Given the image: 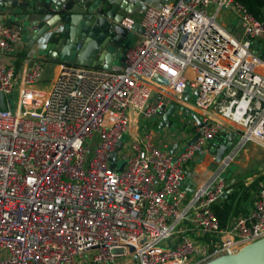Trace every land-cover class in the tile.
Here are the masks:
<instances>
[{"label":"built area","instance_id":"1","mask_svg":"<svg viewBox=\"0 0 264 264\" xmlns=\"http://www.w3.org/2000/svg\"><path fill=\"white\" fill-rule=\"evenodd\" d=\"M140 23L121 68L61 64L46 89L41 62L17 72L22 30L0 23V93H16L0 110V264H206L264 239V163L225 224L214 210L231 165L264 150V22L235 0H171ZM171 105L189 112L177 141L141 124ZM229 135L220 161L203 154Z\"/></svg>","mask_w":264,"mask_h":264},{"label":"water","instance_id":"2","mask_svg":"<svg viewBox=\"0 0 264 264\" xmlns=\"http://www.w3.org/2000/svg\"><path fill=\"white\" fill-rule=\"evenodd\" d=\"M167 3L165 0L162 5ZM136 8L129 0H0V9L21 10L26 13L25 17L12 16L10 20L23 21L29 29H36L35 41L49 35L45 52L50 61L60 65L73 63L78 66H95L105 70H111L117 55H124L128 50L126 42L131 35L143 34V26L133 18ZM128 20L134 21L130 30L123 26L130 25ZM233 31L236 32L234 29ZM185 39L186 36L180 47ZM109 46H113L115 51L110 52ZM254 48L260 54L257 44ZM174 111V105L168 109L164 107L155 117L161 118L159 131L171 127ZM188 115L189 112L185 111L183 118L186 119ZM234 139L229 135L226 145L219 149L213 144L210 151L216 155L217 161L221 160ZM222 140L221 137L220 141ZM121 148L122 142L118 145V150ZM117 153L116 151L111 158L112 168L116 167ZM234 182V179L231 180V185ZM206 264H264V239L235 254Z\"/></svg>","mask_w":264,"mask_h":264},{"label":"crops","instance_id":"3","mask_svg":"<svg viewBox=\"0 0 264 264\" xmlns=\"http://www.w3.org/2000/svg\"><path fill=\"white\" fill-rule=\"evenodd\" d=\"M130 2L134 3L137 8L136 10L142 5L144 8H146L147 5L149 4H153V5H157V6H163L162 2L165 0H129ZM171 0H167V2H169ZM168 4V3H167ZM27 16L26 13L22 12L21 10H8V9H0V23H4V24H13L15 26H17L18 28H20L22 30V34H23V39L22 42L18 45V50H17V54H16V69L17 72H20L24 69L23 66H25V64H31L34 62H41L42 63V69H43V82L44 81V77L50 81L47 82L48 84L53 80V78L56 76L59 68H60V64L56 63V62H52L49 59V56L47 55V53L45 52V48H47L48 46V38L49 35H46L40 39H38V41H35V34L37 32L36 29L34 28H28L25 26V24L23 23V21H17V20H10V18L12 16ZM134 18V16H133ZM23 19V18H22ZM33 19V18H32ZM34 20V19H33ZM135 21H137L134 18ZM140 22V21H137ZM129 48V47H128ZM259 48L264 52V41H261L259 43ZM108 50L110 52L115 51V48L113 46H109ZM123 58L124 55L120 54L117 55V59H115L114 61V65L112 68H121L123 66ZM49 85H47L46 88H48ZM4 109L6 108V106L3 107ZM8 108V106H7ZM6 108V109H7ZM261 148H258V146L251 144L248 146V148L242 152V154L240 155V159L237 162V167L239 168L238 173L242 174V169H246L247 166L249 165L248 163L250 162L251 159H255L256 157V152H254L255 150H258ZM263 151V150H262ZM254 152V153H253ZM250 153V154H249ZM259 157V156H257ZM246 162V163H243ZM263 163L260 164V168L261 169V165ZM205 163H201V164H192L191 166V170L195 171L196 173H199V176L204 173L205 170ZM192 173L191 171H189L188 174V186L191 187H195L198 183V178L195 179V182L192 183L190 180L193 178L192 177ZM196 175V174H195ZM198 176V175H196Z\"/></svg>","mask_w":264,"mask_h":264},{"label":"rangeland","instance_id":"4","mask_svg":"<svg viewBox=\"0 0 264 264\" xmlns=\"http://www.w3.org/2000/svg\"><path fill=\"white\" fill-rule=\"evenodd\" d=\"M145 8L141 5L137 10H135V12L133 13L134 18L137 21H141L142 17H143V12H144ZM233 15H231L230 20H232ZM139 40V36L137 35H131L127 42H126V46L127 47H133L135 46V44L138 42ZM44 81L40 84V88L39 89H46L47 85H50V83L48 84L47 82L50 81L47 80L44 77ZM15 106L16 105V93L14 92L12 95L10 96H6L2 93H0V110H4V106ZM5 108V109H6ZM181 117V120L183 119V114L176 110L174 116L171 118L173 125L171 126V128H168V132H163V136L170 138L171 136L175 137V140L177 141L178 139H180L181 137V133L178 131L181 129V127L183 126L181 123V120L179 119ZM141 124L143 126H147L149 129L154 130L156 132L157 126L158 124L156 122H152V121H146V120H141ZM186 137H188L191 133L190 129L186 130ZM124 140H126V137L124 138ZM258 146V145H256ZM96 148V143L92 142L91 143V154L88 156V160L91 161V159L93 158V154ZM258 148H260V146H258ZM183 150V149H181ZM263 149H258L255 150L254 152H256V157L255 159H251L250 162L248 163L249 165L247 166L246 169H242L243 170V174H239L237 170H239V168L235 165H231V167L227 170V172L225 173V177H227L228 179H231L233 177H248L252 174H255L257 172H259V168H260V164L264 163V150ZM253 152V153H254ZM203 154L206 155H213L210 150H203ZM250 154V153H249ZM259 156V157H257ZM246 163V162H243ZM216 166L215 164H212L209 169H211L212 167Z\"/></svg>","mask_w":264,"mask_h":264},{"label":"trees","instance_id":"5","mask_svg":"<svg viewBox=\"0 0 264 264\" xmlns=\"http://www.w3.org/2000/svg\"><path fill=\"white\" fill-rule=\"evenodd\" d=\"M240 3L247 10L252 13L257 19L264 22V0H235ZM246 177H236L237 182L233 185L235 188L234 192L227 195L226 201L224 203L218 204L214 207L215 213L222 224H225L230 218L233 211V202L237 197L236 189L241 186L243 179ZM251 201V195H246L242 200V206H246Z\"/></svg>","mask_w":264,"mask_h":264}]
</instances>
